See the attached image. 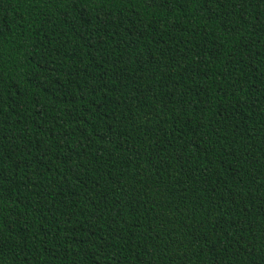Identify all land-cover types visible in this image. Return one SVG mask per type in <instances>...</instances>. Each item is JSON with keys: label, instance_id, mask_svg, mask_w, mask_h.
<instances>
[{"label": "trees", "instance_id": "16d2710c", "mask_svg": "<svg viewBox=\"0 0 264 264\" xmlns=\"http://www.w3.org/2000/svg\"><path fill=\"white\" fill-rule=\"evenodd\" d=\"M0 264H264V0H0Z\"/></svg>", "mask_w": 264, "mask_h": 264}]
</instances>
